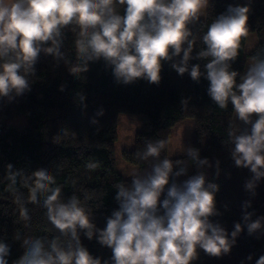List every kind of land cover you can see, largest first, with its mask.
Here are the masks:
<instances>
[{
	"label": "clouds",
	"instance_id": "9594fccd",
	"mask_svg": "<svg viewBox=\"0 0 264 264\" xmlns=\"http://www.w3.org/2000/svg\"><path fill=\"white\" fill-rule=\"evenodd\" d=\"M212 7L211 0H0V99L12 102L31 91L41 54L57 64L70 63L63 51L69 33L75 63L68 70L77 78L89 71L91 63L103 61L117 84L143 79L159 85L168 63L197 84L202 78L208 81L207 95L219 109L231 105L228 138L222 143L234 166L251 173L244 189L254 197L264 180V49L247 59L243 72L233 69L242 40L249 35L251 4H229L205 25ZM193 60L203 64L190 63ZM76 95L86 107L84 94ZM189 99L181 100L182 109ZM103 114L101 108L96 116ZM91 123L98 120L93 117ZM59 142L57 135L53 143ZM170 143L148 139L135 153L148 167L133 169L130 183L121 180L113 185L118 207L106 217L104 228L97 227L94 209L76 194L64 198L50 169L26 173L11 163L5 165L7 190L19 218L29 222L27 205H38L55 230L52 236L14 235L23 252L12 264H194L200 250L221 257L231 252L245 228L249 236L264 229V216L253 219L255 211H249L251 199L242 202V223H234L231 233L214 220L223 215L216 201L220 186L208 180L205 170L214 167L218 177L220 161L213 164L201 157L200 149L183 143L180 158L162 157ZM86 167L94 170L98 164L89 162ZM192 168L196 171L190 175ZM82 235L110 249V259L94 257ZM10 255L11 246L0 237V264H9ZM252 259L250 254L247 260ZM255 264H264V255Z\"/></svg>",
	"mask_w": 264,
	"mask_h": 264
},
{
	"label": "trees",
	"instance_id": "16d2710c",
	"mask_svg": "<svg viewBox=\"0 0 264 264\" xmlns=\"http://www.w3.org/2000/svg\"><path fill=\"white\" fill-rule=\"evenodd\" d=\"M211 3L213 7L204 20L205 25L215 15L224 12L229 4L245 5L241 0H211ZM250 4L249 33L256 32L258 40L250 52L245 50L247 38L242 40L239 56L232 65L233 69L241 72L246 67L247 57L257 49H264V0H251ZM198 28L199 25L193 30L197 31ZM63 51L70 63L65 65L60 61L57 64L53 57L41 54L36 64V76L31 78V91L12 102L0 99V237L6 238L11 246L9 264L23 252L20 241L13 239L14 235L19 234L21 238L27 235L52 236L55 230L41 206L27 205L31 216L29 222L19 218L13 194L7 190L9 181L5 176V165L11 163L14 168L24 169L26 173L38 168L50 169L56 175L57 184L63 187L64 198L76 194L87 207L94 209L93 222L97 227L104 228L106 217L118 207L113 185L121 180L129 183L131 180L123 176L116 162L115 144L119 114L122 112L142 116V127L136 134L134 146L122 150L124 159L136 164L138 170L143 171L148 167V162L140 161L135 156L137 151L143 150L146 140L169 141L172 126L192 117V147L200 149L201 157L209 158L213 164L217 159L220 161L218 177L215 176L214 167L205 170L208 180L220 186L216 201L223 215L213 219H218L231 233L234 223H242L241 205L248 199L252 201L249 211H255L253 219L264 216V180L259 182L254 197L245 191L244 182L251 173L248 169L234 166L228 148L222 143L228 138L231 105L221 110L212 103L207 95L208 81L202 78L197 84L187 73L180 76L175 72L172 77L171 67L165 63L159 85L149 84L143 79L130 85L117 84L103 61L91 63L89 71L77 78L68 70L75 63L71 33L65 40ZM190 63L203 64L196 60ZM61 86L63 91L60 90ZM81 92L86 97V107L79 103L76 95ZM182 99H189L186 109L181 108ZM101 108L104 109L103 116H96ZM16 116L23 117L22 125L10 121ZM93 117L98 124L91 123ZM57 135L59 144L53 143ZM164 155L169 156V144L161 153L162 157ZM89 162L97 163L98 167L89 170L86 167ZM195 171L192 168L189 174ZM17 188L27 196L26 188L19 183ZM225 204L228 205L227 210L224 209ZM81 239L94 257L110 259L111 250L102 247L95 238L89 241L82 235ZM250 254L253 257L251 261L247 260ZM261 255H264V229L249 236L245 228L229 254L211 257L200 250L199 259L194 264H255Z\"/></svg>",
	"mask_w": 264,
	"mask_h": 264
},
{
	"label": "rangeland",
	"instance_id": "374dc122",
	"mask_svg": "<svg viewBox=\"0 0 264 264\" xmlns=\"http://www.w3.org/2000/svg\"><path fill=\"white\" fill-rule=\"evenodd\" d=\"M243 4H248L251 0H241ZM258 40L256 32H250L247 40L245 50L250 52L256 45ZM250 56L247 57V59ZM172 77L175 75V71L171 68ZM15 121L18 125L24 123L22 116H16L10 120ZM142 127V116L139 113L122 112L119 114V126H118V138L116 140V162L118 170L123 174V176L128 177L133 169H138V166L124 159L122 155V150L125 148H132L135 143V138L137 132ZM193 130H194V119L192 117H187L174 126H172L171 134L169 137V156L176 157L180 155L181 145L185 147L192 146L193 141Z\"/></svg>",
	"mask_w": 264,
	"mask_h": 264
}]
</instances>
